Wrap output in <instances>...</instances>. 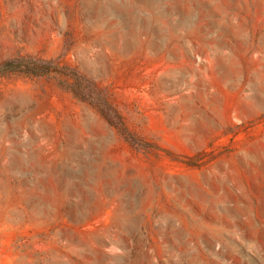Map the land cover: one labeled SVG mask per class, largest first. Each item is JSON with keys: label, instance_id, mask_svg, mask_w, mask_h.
<instances>
[{"label": "rangeland", "instance_id": "1", "mask_svg": "<svg viewBox=\"0 0 264 264\" xmlns=\"http://www.w3.org/2000/svg\"><path fill=\"white\" fill-rule=\"evenodd\" d=\"M0 264H264V0H0Z\"/></svg>", "mask_w": 264, "mask_h": 264}, {"label": "bare ground", "instance_id": "2", "mask_svg": "<svg viewBox=\"0 0 264 264\" xmlns=\"http://www.w3.org/2000/svg\"><path fill=\"white\" fill-rule=\"evenodd\" d=\"M163 1V0H162ZM136 3V2H135ZM132 10V9H131ZM156 10H157V8H156ZM137 11V10H136ZM157 14H159L158 12H156ZM148 15V14H147ZM136 20V19H135ZM156 20V19H155ZM154 20V21H155ZM163 21V20H162ZM103 22H105V20L103 21ZM138 24V23H137ZM139 24H140V22H139ZM138 24V25H139ZM184 26V25H183ZM126 28V27H125ZM134 28V27H133ZM123 29H124V27H123ZM136 35V34H135ZM126 46V45H125ZM94 142V141H93ZM99 145V144H98ZM95 147H96V145H95ZM101 147V146H100ZM98 149V148H97ZM254 159H255V157H254ZM256 160V159H255ZM91 179V178H90ZM90 184V183H89ZM118 189V188H117ZM132 202V201H131ZM133 203V202H132ZM124 208V207H123ZM38 213V212H37ZM201 214V213H200Z\"/></svg>", "mask_w": 264, "mask_h": 264}]
</instances>
